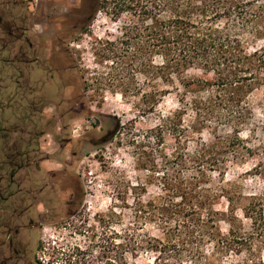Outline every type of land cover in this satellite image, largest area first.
Segmentation results:
<instances>
[{
    "label": "rangeland",
    "instance_id": "1",
    "mask_svg": "<svg viewBox=\"0 0 264 264\" xmlns=\"http://www.w3.org/2000/svg\"><path fill=\"white\" fill-rule=\"evenodd\" d=\"M31 1L29 10L18 13H34L37 2ZM53 2L55 9L48 19L57 20L44 25L37 18L34 29L45 30V38L64 32L65 49L62 53L55 51L59 66L53 62L50 67L23 66L20 76L14 64L0 60V108L8 109L12 100L18 108L26 100L37 106L31 110L43 113L40 126L46 133L39 141V151L31 154L30 173L27 171L37 183L34 187L47 186L39 197L44 201L39 207L43 224L32 242L35 264H153V254L138 248L134 252L132 248L145 235L159 233L153 225L144 226L136 221L133 208L139 198L147 202L160 194L159 152L165 150L170 157L179 140L192 152L198 137L209 143L215 136L236 135L235 129L240 133V141L235 142L239 153L228 157L224 180L217 173L212 176L215 184L223 186L233 198L237 215L248 227L250 220L243 218L245 206L254 201L256 208L264 210V108L258 107L261 96L255 93L251 97L255 113L252 126L209 128L201 135L193 134L192 113L188 112L182 125L167 127L164 122L179 109L175 95L167 97L154 113H141L132 106V101L141 97L128 101L115 93L107 83L113 72L112 61L95 55L100 41L122 37L125 20L115 22L104 12L95 13L83 31L69 35L66 32L70 25L83 14V0ZM70 8H77L78 14L71 12L64 20ZM63 22L67 25L60 26ZM8 24L4 21L3 27L6 29ZM7 40L3 39V43ZM7 44L8 52L2 56L11 59L12 46ZM158 61L155 58L154 64ZM17 78L19 84H15ZM136 79L141 85L150 80L139 73ZM6 115L0 111V122ZM160 128H176L178 133L172 135ZM161 135L163 144L159 141ZM12 140L27 143V136L17 133ZM147 146L154 149L155 157H141L144 150L148 151ZM38 160L45 161L37 171L35 166L39 163L34 162ZM227 206V200L222 199L215 208L226 212ZM220 226L226 233L228 226ZM255 253L264 261V247Z\"/></svg>",
    "mask_w": 264,
    "mask_h": 264
},
{
    "label": "trees",
    "instance_id": "2",
    "mask_svg": "<svg viewBox=\"0 0 264 264\" xmlns=\"http://www.w3.org/2000/svg\"><path fill=\"white\" fill-rule=\"evenodd\" d=\"M87 1L95 6L93 15L104 12L115 22L125 20L122 37L100 41L95 55L112 61L107 83L115 93L128 101L141 97L132 101L133 108L151 114L175 95L179 109L164 122L167 127L182 125L188 112L193 134L253 125L255 93L261 96L258 107L264 108V0ZM138 73L150 80L139 84ZM14 101L8 109L0 108L7 114L0 128L21 125L35 128V135L46 133L40 126L42 111L31 110L37 106L26 100L15 108ZM160 129L178 133L176 128ZM236 130L235 137L215 136L209 143L198 137L192 152L180 140L170 157L165 150L159 152L160 194L147 202L139 198L133 208L136 221L153 225L159 235L136 241L134 252L153 254V264H264L255 253L264 247L263 208H256L254 201L245 206L243 218L250 220L246 227L233 198L212 176L217 173L224 180L228 157L238 155ZM35 146L38 150V141ZM30 147L11 153H31ZM145 148L141 157H155L153 148ZM222 199L228 202L226 212L215 208ZM222 223L228 226L226 233Z\"/></svg>",
    "mask_w": 264,
    "mask_h": 264
},
{
    "label": "flooded vegetation",
    "instance_id": "3",
    "mask_svg": "<svg viewBox=\"0 0 264 264\" xmlns=\"http://www.w3.org/2000/svg\"><path fill=\"white\" fill-rule=\"evenodd\" d=\"M36 2L34 13L22 15V12H18L29 10V6L33 4L31 0H0V45L2 47L0 60L14 64L19 75L23 74V66L50 67L52 62L55 66H59V57L55 51L62 53L65 49L64 32H55L53 38H45V30L36 32L34 29L37 18L39 24L44 25L54 24L57 20L56 18L48 19V15L55 9L53 0H36ZM83 4V14L70 25V31L66 32L69 35L83 31L93 17L95 6L89 1ZM71 12L78 14L77 8H70L64 20L70 16ZM4 21L9 22L6 29L3 27ZM59 25L67 24L63 22ZM4 37L8 39L5 43H3ZM9 42L12 46L11 59L2 56L8 52L9 44L7 43ZM46 54L48 56L45 61ZM15 83H20L19 78ZM17 133L26 135L27 143L25 140L10 142V138ZM44 136L45 133L35 135L34 130L29 128H0V264H35L32 242L43 224L44 217L40 214L39 207L44 204V201L39 197L45 193L47 186L43 185L37 189V183L27 173L30 168L31 154L39 150L35 148L31 153L23 155L20 153L15 155L11 151L19 150L23 144L35 145V142H39ZM44 161L34 162V164L39 163L35 166L37 171L41 167V162Z\"/></svg>",
    "mask_w": 264,
    "mask_h": 264
}]
</instances>
